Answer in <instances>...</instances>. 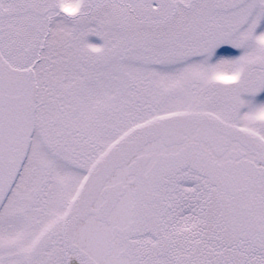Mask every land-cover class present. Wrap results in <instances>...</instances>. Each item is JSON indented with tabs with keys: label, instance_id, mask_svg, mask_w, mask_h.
Returning a JSON list of instances; mask_svg holds the SVG:
<instances>
[{
	"label": "snow or ice",
	"instance_id": "obj_1",
	"mask_svg": "<svg viewBox=\"0 0 264 264\" xmlns=\"http://www.w3.org/2000/svg\"><path fill=\"white\" fill-rule=\"evenodd\" d=\"M262 94L264 0H0V264H264Z\"/></svg>",
	"mask_w": 264,
	"mask_h": 264
},
{
	"label": "rangeland",
	"instance_id": "obj_2",
	"mask_svg": "<svg viewBox=\"0 0 264 264\" xmlns=\"http://www.w3.org/2000/svg\"><path fill=\"white\" fill-rule=\"evenodd\" d=\"M92 40H93V42H96V43H99L100 41L98 40V38H95V37H93V38H91ZM262 95H264V94H262Z\"/></svg>",
	"mask_w": 264,
	"mask_h": 264
}]
</instances>
